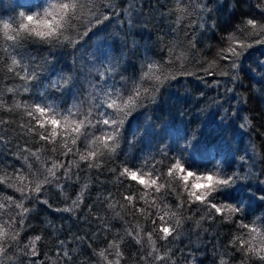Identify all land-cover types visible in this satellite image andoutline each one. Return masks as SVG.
<instances>
[{
	"label": "trees",
	"instance_id": "obj_1",
	"mask_svg": "<svg viewBox=\"0 0 264 264\" xmlns=\"http://www.w3.org/2000/svg\"><path fill=\"white\" fill-rule=\"evenodd\" d=\"M54 2L0 0V244L8 247L0 264H109L113 242L120 264H264V251L244 250L264 248V0H78L80 19L64 31L74 43L20 31L21 12L43 15ZM5 22L20 39L4 36ZM137 90L127 115L107 108L110 93L122 104ZM35 105L61 119L53 142L40 139L52 126L28 115ZM101 113L123 120L108 148L97 139L110 131ZM82 120L74 133L72 121ZM177 159L201 177L240 179L201 203L189 192H207L192 187L207 181L189 177L186 188L185 173L170 177ZM53 164L55 177L35 193ZM165 222L175 230L162 240ZM105 249L107 261L98 255Z\"/></svg>",
	"mask_w": 264,
	"mask_h": 264
},
{
	"label": "snow or ice",
	"instance_id": "obj_2",
	"mask_svg": "<svg viewBox=\"0 0 264 264\" xmlns=\"http://www.w3.org/2000/svg\"><path fill=\"white\" fill-rule=\"evenodd\" d=\"M84 10V5L80 4L78 0H56V2L51 3L49 5V8L45 9L43 12V15L36 14V15H26L24 12H21L19 15L23 17L27 23H22L19 25L20 31L26 32L30 36H35L39 38L41 41H44L47 44L50 45H56V44H61L63 41H69V43H74V41H70L68 36L64 35V31L68 28H74L75 24L70 23L73 20H79L80 19V12ZM91 23V21H89ZM96 23H100L99 17H96ZM249 25H252L253 28L256 27V22L254 20H248L247 22ZM32 25H35L33 27ZM14 31L11 27V25L7 22L3 23V32L4 36L8 40H18L20 39V31L16 32V35H10V32ZM229 51L231 52L232 55H237L235 48H230ZM229 57H225V59H228ZM15 63V62H14ZM11 70V69H10ZM25 71H27L25 69ZM147 75V74H146ZM35 76V69H33L32 73L27 74L25 77H22L24 79L31 80ZM54 88H62L64 87L63 84H60L58 81L53 83ZM11 91V89L9 90ZM109 95H113L115 98L111 99V102L107 104V108L115 109L118 112H123L125 115L128 114L126 109H131L132 107L136 106V98L140 97L141 93L137 90L135 92V98L132 96H129L127 100H124L123 103H118L117 101L122 99V97L117 93V94H112L110 93ZM52 110L53 114L51 116L48 115L49 111ZM34 113H38L39 116L34 115ZM102 115L105 116L103 119L102 123L104 125L108 126V131L105 136L101 138H97L98 140H101L104 142V147L108 148L109 144L107 141H112L115 139V137L119 133V125L123 123V120H117L116 118L113 117V113H101ZM28 115L33 118V120L36 121V124L38 125L39 128L44 129L45 124H49L52 126V130L48 132L47 135L44 133L40 134V139L45 140L48 142H53L55 140V137L57 136V131L56 128L61 124V119H57L58 113H56L53 109V106L50 105H45V106H40V105H35L33 107L32 111L28 112ZM72 115V112L69 111V116ZM65 122L68 121V117L65 116L62 118ZM72 124L74 127H72V131L74 133L79 134L81 127L84 125V121H80L79 123H76L75 121H72ZM51 138V139H50ZM76 139H79V135H77L73 140L72 143H76ZM66 146V144H65ZM112 147L114 148L115 145L113 144ZM68 151H71V148L68 149ZM35 155V154H33ZM97 155L96 152H90L88 156H81V160L93 158ZM39 158V157H37ZM92 165H89L91 167ZM58 167L57 164H53L51 168L47 169V175L44 173H41L42 176H44V179L40 181V183H36L35 187L33 188V191L35 193H40L43 185L45 183H51V180L49 177H55V169ZM177 171L179 173H185V175H182L179 177V179L183 180L185 182V187L187 188V181L189 177L196 176L197 180L203 178L205 181H207L206 184L204 185H197L194 184L192 187L193 189L197 187H206L208 189L207 192L202 193L201 195H197L195 191H190L189 196L194 197L195 201H199L201 203H204L206 201V198L210 196L213 192H217L219 186H228L234 182V180L240 179L238 176H230L226 178H218L214 174H204L202 177L198 175L197 173H194L192 171L186 170L185 166L180 162L179 159L173 163L172 167L168 170V175L172 178H176V173ZM122 175H127L131 180L137 181L142 184L146 185L148 182H146L139 174L138 171H132L127 168L124 169ZM18 179L23 180L24 177H18ZM4 181L0 180V183H3ZM151 185L156 184V180L152 179L150 181ZM163 185H159L157 187V191H159L160 188H162ZM21 193H24V189L21 188L19 189ZM11 199V198H9ZM126 200L131 202L134 197L133 196H126ZM2 207V205H0ZM17 207H22V205H17ZM211 207L216 210L217 213L222 212V206H217L216 204H211ZM229 210L232 212H238L240 211L239 207H232L229 206ZM27 209H24V212H27ZM167 213H164L163 216H160V220L164 221L165 216H167ZM175 215V214H173ZM22 222V221H21ZM155 223V221H153ZM244 227H248L245 225ZM175 229L169 225H166L165 223H162L160 225L159 231L163 233L162 236H160V239L166 240L169 236L172 235V232ZM250 232H256L257 235H260L257 229L251 228L249 230ZM131 235V233H129ZM7 236V233L3 230V228H0V240L5 239ZM152 234L148 233V239L152 243V248L153 251H155V241H152L151 239ZM12 239H15V237H11ZM40 237L37 236L35 237V240H39ZM262 240H264V237H261ZM137 243H140L139 237H137ZM241 248L243 249L244 244L247 243L246 241H241ZM107 249H114L115 250V261H109V264H120V260L123 259V253L119 249V245L115 242L109 243L107 246ZM101 250L98 255L103 258L104 260H108V256L105 255V252L107 251ZM8 247L6 244H0V256H5L7 253ZM245 251H251L256 254H259V252L264 251V248L262 249H254L249 246V248L244 249ZM33 255H35V242H33ZM151 255V253H149ZM156 259H163V257L157 256L155 257ZM261 259L264 260V256H261Z\"/></svg>",
	"mask_w": 264,
	"mask_h": 264
}]
</instances>
